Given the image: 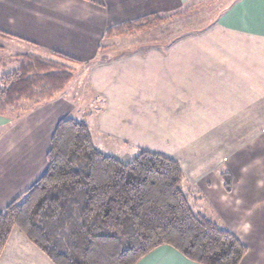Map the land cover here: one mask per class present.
Listing matches in <instances>:
<instances>
[{"label": "rangeland", "instance_id": "374dc122", "mask_svg": "<svg viewBox=\"0 0 264 264\" xmlns=\"http://www.w3.org/2000/svg\"><path fill=\"white\" fill-rule=\"evenodd\" d=\"M236 1L106 0L114 22L108 28L156 13L162 18L140 31L107 37L103 34L100 52L87 63L64 61L73 75L65 89L55 96L68 98L66 104L56 100L59 109H67L70 116L85 121L94 146L105 153L127 161L140 144L172 154L188 176L183 189L190 194L193 210L223 228L239 231L245 221L243 206L232 209L240 203L236 201L238 197H229L222 203L221 196L213 191L209 197L202 195L207 185L214 184L217 190L215 181L222 184L220 173L229 172L233 166L242 171V178L237 175L242 186L245 181L264 185V157L259 147L260 136L255 135L264 126V37L234 26L237 19L229 8ZM6 51H0V57L4 58L6 70H10L15 59H7L13 58V54ZM132 52H153L155 56L149 59L151 69L156 68L159 74L164 68L162 74L167 73L163 77L157 75L154 89L153 82L147 85L145 60L132 59L127 64ZM121 53L128 54L122 61L126 65L108 59ZM40 56L57 60L49 53ZM108 62L113 63L114 72L116 68L120 70L115 78V73H109L114 78L113 84L109 82L110 101L104 95V83H100L107 74L100 68ZM38 104L23 100L5 116L12 120L18 117L14 123L19 125ZM131 120L139 124L131 125ZM101 122L108 131L101 127ZM139 126V133L131 130ZM120 127L126 132L124 135L118 134ZM17 131L18 128L13 130ZM14 136H0V147L8 155L22 149L20 137ZM197 165H201L202 171H197ZM256 188L250 189L251 194L258 191ZM261 190L264 192L261 188L256 195H261ZM243 192L241 189L238 194L242 196ZM257 208L252 209L253 217H247L261 213V203ZM250 221L264 230V218Z\"/></svg>", "mask_w": 264, "mask_h": 264}, {"label": "trees", "instance_id": "16d2710c", "mask_svg": "<svg viewBox=\"0 0 264 264\" xmlns=\"http://www.w3.org/2000/svg\"><path fill=\"white\" fill-rule=\"evenodd\" d=\"M162 18L151 14L108 28V34L143 30ZM16 55L0 75V116L23 100L38 104L62 92L74 62ZM127 161L93 144L88 125L65 115L58 120L45 153V169L0 210V254L13 229L20 231L52 264H136L161 245L198 264H239L244 243L228 229L193 210L183 189L178 160L136 147ZM226 192L231 175L220 173Z\"/></svg>", "mask_w": 264, "mask_h": 264}, {"label": "crops", "instance_id": "0c3cea01", "mask_svg": "<svg viewBox=\"0 0 264 264\" xmlns=\"http://www.w3.org/2000/svg\"><path fill=\"white\" fill-rule=\"evenodd\" d=\"M109 10L106 0H0V51L9 50L6 52L8 54H13V58H6L11 60L15 59L14 55L23 53H33L40 56L41 54L49 53V51H55L65 54L75 61L87 63L97 57V54L100 52L101 42L103 41V34L109 26L114 24L110 18L111 15H109ZM229 10L234 11L237 19L234 21L236 23H233L234 26L245 27V29L264 37V0H238L235 4L233 3V5H231ZM126 55L128 54H115L114 58L113 55L108 57V59H117L121 61L119 65H126V63L122 62L125 60L123 56ZM129 55L126 62L129 60L132 62V59L138 58L145 60L144 65L147 69L143 70V72L147 76V85L150 82L154 83L152 89L155 88L157 75L163 77L167 74L166 72L162 74L164 68L158 69H161L159 74L156 68L151 69L149 59L151 56H155L153 52H132L129 53ZM3 60L4 58L2 59L0 57V75L6 71V64ZM129 62H127V64ZM102 65L103 67L101 66L100 68L101 72L104 71L107 74L106 79L102 80L100 83H104V95L110 101L112 88L108 91L111 87L109 82L112 81L113 84V79L120 70L118 71L116 68L114 72L112 70V68L114 69L113 63L111 62L103 63ZM108 68H110V72ZM134 72L135 74L137 73L136 70ZM109 73H115L113 74L114 78L109 77ZM151 74L153 77H150ZM124 75L127 74L125 73ZM168 80H170V78L167 80L163 79L161 84H165ZM185 82L186 80L183 81V83ZM128 83H130V81H128ZM115 85L118 86L119 84ZM135 88L137 89V86H135ZM133 96H135V94ZM58 99L65 102L68 98L58 95L39 103L31 110L30 114L27 113V117L25 116L22 118L19 125L14 123L15 121L17 122L18 117L12 120L7 116H0L1 138H5L6 136L10 137V135L15 137L14 135H18L21 140L20 145H22V149H20L18 153H13V155H8L0 147V210L29 187L32 182L43 173L45 169V153L54 127L60 118L65 115L70 116L65 112L67 109H59V102L56 101ZM263 112L264 111H262V113ZM231 117L229 116V118ZM261 119H263V117ZM129 123H131V125H136L137 122L136 120H131ZM141 123L145 124L144 122ZM6 127H8V131ZM101 127L108 131L105 125H102V122ZM12 128L13 130L18 128V131L13 132ZM140 129L142 128L139 126L137 129L136 127H132L131 130L139 133ZM122 130L123 129L120 127V129H118V134L124 135L123 133H126L122 132ZM255 135L260 136L259 147L264 157V126L260 128L258 133L255 132ZM139 146L142 148L145 147L140 144L138 147ZM164 154L169 156L172 155L168 153ZM175 159L178 160L177 158ZM200 166L201 165L196 166L197 171H202ZM237 167L238 166H233L229 169V172L225 170L233 179L230 192H226L221 182L219 181L218 183L216 180L217 190L214 184L212 186L207 185L202 195L208 196L213 191L221 196L223 200L222 203H226L229 197H231V199L238 197L236 201L240 203L243 202L242 205H239L240 203L233 205L232 209L243 206L244 226L241 225L239 231L234 230V228L227 229H230L231 232L236 234L247 248L239 264H264V230L257 228V223L254 225L253 222L250 221L251 219H256L257 221V218H264V192L261 190V195H256L259 193V189L262 188L264 190V185L260 182L252 185L245 181L242 186L241 183H239L241 179H237V175L242 178V171L238 170L240 168ZM207 169H209V166H207L205 171H207ZM184 173L186 184H188L186 171H184ZM199 179L200 178H198L197 181ZM255 187H257L256 189H258V191L251 194L252 191H250V189H254ZM241 189H244L242 196L238 194L241 192ZM260 203L261 213L255 212L254 218L247 217H253L252 209L254 208L255 211H257V206H259ZM241 215L242 212L238 214V217L240 218ZM0 264L52 263L20 231L13 229L0 254ZM136 264L198 263L188 260L168 245H161L143 256Z\"/></svg>", "mask_w": 264, "mask_h": 264}]
</instances>
